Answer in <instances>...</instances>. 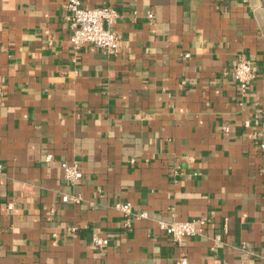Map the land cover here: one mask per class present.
Here are the masks:
<instances>
[{
	"label": "crops",
	"instance_id": "0c3cea01",
	"mask_svg": "<svg viewBox=\"0 0 264 264\" xmlns=\"http://www.w3.org/2000/svg\"><path fill=\"white\" fill-rule=\"evenodd\" d=\"M80 1L118 13L114 55L72 50L66 0H0V264H264L260 0ZM199 218L180 242L157 225Z\"/></svg>",
	"mask_w": 264,
	"mask_h": 264
},
{
	"label": "built area",
	"instance_id": "2783aa9c",
	"mask_svg": "<svg viewBox=\"0 0 264 264\" xmlns=\"http://www.w3.org/2000/svg\"><path fill=\"white\" fill-rule=\"evenodd\" d=\"M246 2L247 0H242ZM65 10L67 11L66 19L69 28V42L74 52L78 51L84 45H91L98 48L105 55H114L118 51L117 34L113 30V25L118 18L115 9L109 6L97 8L83 7L80 0H66ZM151 19L152 14L147 15ZM188 55L186 54L185 57ZM232 79L238 87L240 97H243L247 91L250 82L253 79V70L251 62L246 59H238L232 70ZM245 127H249V122H244ZM223 130L228 132V128ZM264 148V144H260ZM51 156H46V161H50ZM63 179L66 183L73 185L82 178V173L76 162L60 164ZM2 166L0 165V175ZM79 196L63 195L61 201L63 203L78 202ZM8 209L12 208V204L7 205ZM114 209L118 210L122 217V225L124 228L131 226L134 219H146L147 214L141 212L134 214L132 206L129 202H117ZM208 220L199 218L194 220H177L172 219L169 222L157 221L159 229L174 242H180L184 238L200 235L204 232ZM218 238H216L217 240ZM108 244V240L99 236L96 232L91 234L89 246L92 250L104 249ZM185 260L179 264H185Z\"/></svg>",
	"mask_w": 264,
	"mask_h": 264
},
{
	"label": "water",
	"instance_id": "95a60500",
	"mask_svg": "<svg viewBox=\"0 0 264 264\" xmlns=\"http://www.w3.org/2000/svg\"><path fill=\"white\" fill-rule=\"evenodd\" d=\"M261 4H262V7L264 9V0H260Z\"/></svg>",
	"mask_w": 264,
	"mask_h": 264
}]
</instances>
